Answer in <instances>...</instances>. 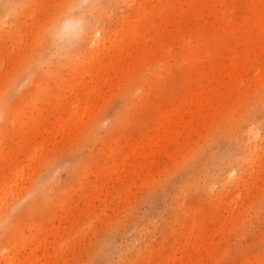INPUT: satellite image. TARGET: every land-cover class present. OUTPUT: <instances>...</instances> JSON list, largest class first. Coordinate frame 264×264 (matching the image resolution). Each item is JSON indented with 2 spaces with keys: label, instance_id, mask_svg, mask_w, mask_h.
Returning a JSON list of instances; mask_svg holds the SVG:
<instances>
[{
  "label": "rangeland",
  "instance_id": "obj_1",
  "mask_svg": "<svg viewBox=\"0 0 264 264\" xmlns=\"http://www.w3.org/2000/svg\"><path fill=\"white\" fill-rule=\"evenodd\" d=\"M0 264H264V0H0Z\"/></svg>",
  "mask_w": 264,
  "mask_h": 264
}]
</instances>
